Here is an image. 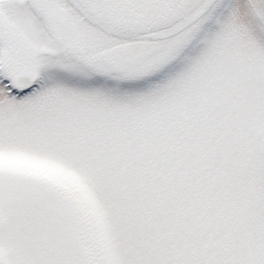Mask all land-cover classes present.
<instances>
[{
  "label": "snow or ice",
  "instance_id": "6c2138e0",
  "mask_svg": "<svg viewBox=\"0 0 264 264\" xmlns=\"http://www.w3.org/2000/svg\"><path fill=\"white\" fill-rule=\"evenodd\" d=\"M0 264H264V0H0Z\"/></svg>",
  "mask_w": 264,
  "mask_h": 264
}]
</instances>
